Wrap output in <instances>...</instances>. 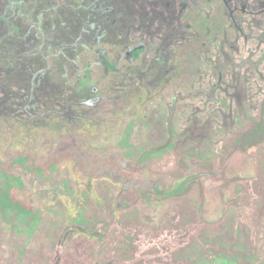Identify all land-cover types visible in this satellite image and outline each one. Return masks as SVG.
Segmentation results:
<instances>
[{"label": "rangeland", "instance_id": "374dc122", "mask_svg": "<svg viewBox=\"0 0 264 264\" xmlns=\"http://www.w3.org/2000/svg\"><path fill=\"white\" fill-rule=\"evenodd\" d=\"M33 1L0 0V117L90 119L99 82L75 70L94 51L111 117L78 134L93 155L150 152L149 183L126 196L69 157L36 172L10 159L36 149L2 140L0 195L28 211L0 206V264H264V0H59L43 25Z\"/></svg>", "mask_w": 264, "mask_h": 264}, {"label": "trees", "instance_id": "16d2710c", "mask_svg": "<svg viewBox=\"0 0 264 264\" xmlns=\"http://www.w3.org/2000/svg\"><path fill=\"white\" fill-rule=\"evenodd\" d=\"M58 1L44 0L42 3L40 1V8H35L38 0L32 2L33 5L31 8L35 9L38 25H43L44 19L49 16L52 20L54 19L53 22L58 20V15L62 10ZM100 45L105 49L114 46L110 43H100ZM80 55L83 57L78 58L77 68L75 70L76 74L82 76L85 70L84 62L87 63L90 70V78L99 82L98 88L101 91L99 106L92 109L90 119L82 118V120L67 121L62 119L61 115L55 114L48 118H41L38 123H33L31 120L35 118V115H31L28 117L30 121L23 124L21 120L10 116L0 117V145L3 140V143H5L4 148L8 150L13 149L19 144L28 142L33 149H36L35 151L22 155L14 153L10 156V159L12 161L20 160V162L25 163L31 170H36V172H41L49 168L55 157L60 159L69 157L78 161V163L86 162V165L92 162V160H95L94 162H96L98 168L92 171V174L95 172L97 175H112L121 184L122 193L126 196L134 197L142 187L149 183L140 168L144 166V161L150 152L143 153L136 161L129 164L120 153H112L106 157L105 155H93L85 149L78 134L79 127L84 124L91 125L96 120L101 121L111 117V114L108 115V112L110 103H113L112 100L114 97L110 92L111 87L105 83L107 76L103 72L105 68L104 64L96 58L95 52L87 50ZM48 67L50 68V72L54 73V69L51 68L52 62H50ZM66 78L68 79L67 83H73L72 78H69L68 68H65L61 73V79L66 81ZM46 146H52L51 152L46 155L44 153L41 154L39 149ZM7 168L10 169L6 165ZM14 179L18 185L25 186L26 181L22 178V175L16 176ZM21 204L16 202L9 194L4 193L0 195L1 207H10L18 212L26 213L28 210Z\"/></svg>", "mask_w": 264, "mask_h": 264}, {"label": "water", "instance_id": "95a60500", "mask_svg": "<svg viewBox=\"0 0 264 264\" xmlns=\"http://www.w3.org/2000/svg\"><path fill=\"white\" fill-rule=\"evenodd\" d=\"M174 109H175V106L173 103L171 108H170L168 120H167L168 140H167V143L165 144V147H167L171 143L172 138H173L172 118L174 115Z\"/></svg>", "mask_w": 264, "mask_h": 264}]
</instances>
